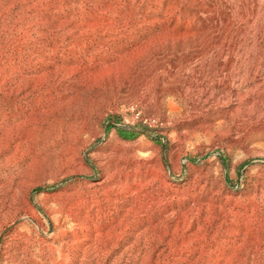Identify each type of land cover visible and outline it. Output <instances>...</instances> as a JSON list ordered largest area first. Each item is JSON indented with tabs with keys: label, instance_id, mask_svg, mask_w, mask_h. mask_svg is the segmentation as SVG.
Returning <instances> with one entry per match:
<instances>
[{
	"label": "rangeland",
	"instance_id": "obj_1",
	"mask_svg": "<svg viewBox=\"0 0 264 264\" xmlns=\"http://www.w3.org/2000/svg\"><path fill=\"white\" fill-rule=\"evenodd\" d=\"M130 2L0 0V201L13 188L31 207L13 223L0 213V264H264V87L236 79L253 24L218 9L235 21L233 75L198 80L186 96L197 108L180 118L147 105L141 59L172 47L126 37ZM126 72L137 74L125 94ZM78 181L104 183L102 204L77 208L90 229L48 212Z\"/></svg>",
	"mask_w": 264,
	"mask_h": 264
},
{
	"label": "bare ground",
	"instance_id": "obj_2",
	"mask_svg": "<svg viewBox=\"0 0 264 264\" xmlns=\"http://www.w3.org/2000/svg\"><path fill=\"white\" fill-rule=\"evenodd\" d=\"M136 2L137 0L130 2V7L125 8L124 20H120L122 23L120 27L127 35L126 37L132 40L135 34L138 35L136 38H139L141 35L152 33L153 37L147 41L148 46L164 37L172 47L170 52L154 51L147 60L141 59V62L144 61L141 67L147 66L148 63L151 64V68H146V74L144 73L141 84L147 86L145 87L147 89V105H151L153 109L167 104L170 109H175L176 113L180 114V118H187L190 116V111L197 108V104L195 100L189 101L186 96L192 92V87L198 80L206 77L216 80V77L221 74L224 76L233 75V68L229 66V63L231 61L230 47L236 36L233 31L235 21L231 18L220 19L218 17L217 11L222 7L234 9L236 21L251 22L252 27H254L253 44L250 52L244 51L242 53V57H246L247 61L242 68V74H238L236 79L241 83H253L254 85L249 88V92L259 91L264 87L263 80L260 81L259 79L260 76L264 75L262 63L264 55H260L259 45L261 40H264V0H259L261 4L256 14L250 13L251 7H248V0H139L138 4ZM147 2H151L152 5ZM134 5L137 6L136 9ZM193 9H196V12ZM165 23L166 26L160 29L161 33L158 36L155 30H149V27L152 28L157 24ZM172 24H174L173 27H171ZM223 34V40L217 43V38ZM175 45H178V48H175ZM224 46H226L225 49ZM143 49L145 50V47ZM225 53L226 56H224ZM228 69L230 73H226ZM134 74L137 72L130 74L126 72L122 85L123 93H130L131 89L135 87L134 82L136 80L132 81L130 78ZM186 84L187 88L184 89ZM167 96L173 98L166 101ZM238 96L243 97L240 91ZM136 97L137 101H143L142 96L138 97L137 95ZM44 98H46L45 95H41V100ZM222 99H228V95L223 96ZM25 102L28 103V101ZM75 173L88 174L89 171L82 167V169L68 171L64 176ZM103 184V182L78 181L69 189L67 188L64 192L65 199L62 202H58L52 207L49 206L48 212L63 216L64 221L70 222L69 228L71 229L81 225L82 229H90L91 218L88 217L86 222H81L80 217L83 213L78 212L77 208L85 206L88 214H90L93 209V206L90 205L92 202L97 205L102 204L106 198V192L101 193L102 190L100 189ZM8 193L10 195L0 201V213L7 211V214H11L10 222L12 223L21 215L24 218L27 217L31 210L30 205L27 204V198H25L27 208L17 207L16 204L19 201L17 190L12 188ZM24 225L27 226V223ZM59 233L67 236L69 230L64 228ZM23 237H27V234L23 233ZM34 262L38 264V260H34Z\"/></svg>",
	"mask_w": 264,
	"mask_h": 264
}]
</instances>
